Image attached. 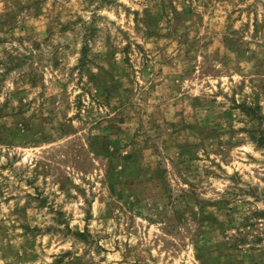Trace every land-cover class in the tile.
Wrapping results in <instances>:
<instances>
[{
    "label": "rangeland",
    "instance_id": "obj_1",
    "mask_svg": "<svg viewBox=\"0 0 264 264\" xmlns=\"http://www.w3.org/2000/svg\"><path fill=\"white\" fill-rule=\"evenodd\" d=\"M0 264H264V0H0Z\"/></svg>",
    "mask_w": 264,
    "mask_h": 264
}]
</instances>
